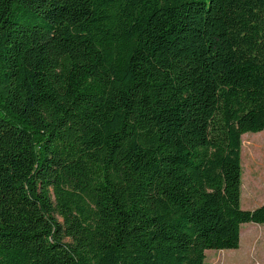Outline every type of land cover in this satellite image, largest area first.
Segmentation results:
<instances>
[{"label": "trees", "instance_id": "obj_1", "mask_svg": "<svg viewBox=\"0 0 264 264\" xmlns=\"http://www.w3.org/2000/svg\"><path fill=\"white\" fill-rule=\"evenodd\" d=\"M264 131V0H0V264H204Z\"/></svg>", "mask_w": 264, "mask_h": 264}, {"label": "rangeland", "instance_id": "obj_2", "mask_svg": "<svg viewBox=\"0 0 264 264\" xmlns=\"http://www.w3.org/2000/svg\"><path fill=\"white\" fill-rule=\"evenodd\" d=\"M240 206L252 210L264 205V131L241 136ZM240 244L236 250H208L204 264H264L262 228L253 223L240 227Z\"/></svg>", "mask_w": 264, "mask_h": 264}, {"label": "crops", "instance_id": "obj_3", "mask_svg": "<svg viewBox=\"0 0 264 264\" xmlns=\"http://www.w3.org/2000/svg\"><path fill=\"white\" fill-rule=\"evenodd\" d=\"M257 208V207H256ZM255 209V208H254ZM253 210V209H252ZM259 227H261V226H259ZM240 234H241V232H240Z\"/></svg>", "mask_w": 264, "mask_h": 264}]
</instances>
